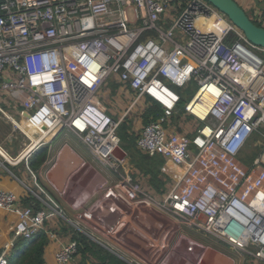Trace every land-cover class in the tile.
<instances>
[{
	"label": "built area",
	"instance_id": "built-area-1",
	"mask_svg": "<svg viewBox=\"0 0 264 264\" xmlns=\"http://www.w3.org/2000/svg\"><path fill=\"white\" fill-rule=\"evenodd\" d=\"M254 16L264 26V12ZM112 76L134 93L119 118L101 100ZM191 81L197 90L181 106L183 91L169 84ZM3 97L40 130L33 142L22 122L5 113L33 142L13 162L69 128L119 174L109 191L121 218L111 228L106 222L104 237L113 241L110 235L116 239L125 226L148 233L139 224L147 205L264 263V46L208 0H0V108ZM146 97L161 113L144 123L135 144L176 170L162 194L133 181L117 152L120 124ZM251 150L257 154L243 162L239 156ZM33 193L41 204L22 205L16 190L0 188V209L17 216L0 264H8L18 238L36 236L55 216L82 230L58 202ZM78 246L76 239L62 243L56 263H69Z\"/></svg>",
	"mask_w": 264,
	"mask_h": 264
},
{
	"label": "crops",
	"instance_id": "crops-1",
	"mask_svg": "<svg viewBox=\"0 0 264 264\" xmlns=\"http://www.w3.org/2000/svg\"><path fill=\"white\" fill-rule=\"evenodd\" d=\"M236 1L247 12L251 10L253 16L256 9L264 12V0ZM255 17L259 19L260 15ZM115 87L119 92L116 93L115 103L111 104L110 100ZM133 94L132 89L124 88L119 79L112 76L101 89V100L107 107V111L114 118H119L123 111L131 106ZM2 101L21 114L22 110L19 107H14L9 98ZM145 103L150 104L147 99ZM134 107H131L122 122L130 119L133 123L137 117L133 114ZM5 113L11 114L19 120L1 106L0 149L6 153V156L0 152V188L16 190L20 194L22 205L38 202L41 204L40 199L33 191L44 198H52L64 208L66 216L79 222L82 228V230H75V226L64 222L61 217L57 216L45 223L39 234L45 232L49 237L46 250L47 264H57L54 257L57 248L72 239L73 234L77 231L83 233L89 241L100 245L110 254L123 260L125 264H264L254 257L245 255L220 238L184 224H176L162 214L159 209L147 205L139 214V224L148 233L132 226H125L121 227L120 234L116 235V239L110 235L113 241L109 237H104L100 232L106 222L110 227L109 223L114 224L121 218L119 206L113 202V195L109 191V187L118 180L119 174L102 165L78 134L69 128L53 131L47 138L39 142L27 157L13 162L12 159L26 146L28 149L33 142L40 138V130L35 126H27L21 115L22 119L19 121L22 123L19 125L33 138V142L30 144V139L25 134L27 138L22 136L17 147L9 144L13 138L18 137L19 134L16 130L19 128L6 117ZM139 116L142 118V123H145L143 114ZM16 119L14 120L17 121ZM190 121L194 123L197 120L191 118ZM6 126L11 128L7 134L4 129ZM128 131L135 132V136L138 135L133 126ZM43 147L47 148V157L34 171L30 167V163L38 161L40 157L38 152ZM123 149L127 152L124 172L128 173L133 181L143 184L146 190L155 194L164 193L177 174L172 163L161 155L164 162L160 167L158 178L163 180L164 184L161 190H158L150 182L151 172L141 165L142 156L140 154L146 153L137 148V153L132 156L127 149L124 147ZM119 153L123 155L120 151ZM134 157L135 161L132 160ZM138 161L139 166L136 165ZM40 186L44 191L40 190ZM16 220L17 216L14 213L0 209V228H2V233L7 236L6 240L5 238L0 239V247L4 248L10 240ZM50 231H54L57 237L52 238ZM191 244L192 248L189 249L188 246ZM87 254L89 256L87 264L99 262L95 256L89 252ZM77 255H80L81 259V253ZM77 255L74 258L78 257Z\"/></svg>",
	"mask_w": 264,
	"mask_h": 264
},
{
	"label": "trees",
	"instance_id": "trees-1",
	"mask_svg": "<svg viewBox=\"0 0 264 264\" xmlns=\"http://www.w3.org/2000/svg\"><path fill=\"white\" fill-rule=\"evenodd\" d=\"M252 20L256 22L254 19ZM257 24L262 25L259 22ZM160 113L161 108L158 104L154 103L153 106H149V108H147L145 113L143 114L145 123H147L152 117L154 118L158 116ZM128 129H131L130 120H126L120 124L118 133L121 137V144L124 141V144H122V146L127 149L132 156H134V154L137 153L138 150L135 144L137 136H135V132L131 133L128 131ZM256 153L257 150H251L250 152H246L244 155H242L240 159L245 163H250ZM38 154V156H40L38 161L36 163L35 161H32L30 163V167L34 171L37 170L41 163L46 159L47 148H41ZM140 155L142 156L141 165L144 166L146 170L151 172L150 182L158 190H161L164 181L158 178V173L162 163L164 162L161 158L162 156L159 154L154 156H150L147 154ZM132 160L135 161V157L132 158ZM136 165L139 166V161L136 162ZM72 239H76L79 242L78 253H81V259L79 258L80 260L78 261V264L88 263V252L99 260V262L96 263L92 262L95 264H125L123 260L114 256L113 254H110L100 245L89 241L87 237L81 232L77 231V233H74ZM48 243L49 237L45 232L37 234L32 238H18L15 245L10 249V252L7 255L8 264H47L46 250ZM2 250L3 247H0V253L2 252Z\"/></svg>",
	"mask_w": 264,
	"mask_h": 264
},
{
	"label": "rangeland",
	"instance_id": "rangeland-1",
	"mask_svg": "<svg viewBox=\"0 0 264 264\" xmlns=\"http://www.w3.org/2000/svg\"><path fill=\"white\" fill-rule=\"evenodd\" d=\"M247 12V11H246ZM247 14L252 18V19H254L256 22H257V20H256V18H255V16H253V15H251V10H249V12H247ZM258 23V22H257ZM170 86H172V87H175L178 91H180V92H182L183 91V98H182V100H181V103H180V105L181 106H183L186 102H188L189 101V99L191 98V96L193 95V93L194 92H196V90H197V85H196V83L194 82V81H191L190 83H188L187 85H185V86H183V87H178V86H174V85H172V84H169ZM124 88H127V86H123ZM128 88H130V87H128ZM131 89V88H130ZM117 92H119V90L115 87L114 89H113V96H112V98H111V104H113V102L115 103V99H116V93ZM132 96H134V94L132 95ZM120 98H121V96H120ZM146 99H147V101H149L150 99L149 98H147L146 97ZM146 99H141L136 105H135V107H134V112H133V114L134 115H136L137 117H136V119L135 120H133V123L131 122V126H133V128L136 130V132L137 133H140V130H141V128H142V126L144 125V123H142L143 121H142V118L139 116V115H142V114H144L145 113V111H146V109L147 108H149V106H153V105H151V104H147V107H144L143 108V105H144V103H145V101H146ZM3 100H8V97H5ZM1 106L5 109V110H7V111H9V112H11L13 115H15L19 120H21L22 118H21V114L20 113H17L15 110H14V108H11V107H9V105L7 104V103H5V102H1ZM24 109H22V111H23ZM137 113H140L139 115L137 114ZM131 118V117H130ZM191 118H194L193 116H189V119L191 120ZM128 120H130V119H128ZM11 124V123H10ZM12 125V124H11ZM4 129H5V132H6V134L10 131V126H6V127H4ZM16 132H18V137L17 138H13V141L11 142V143H9V144H13L14 146H18V144H19V140H21V138H22V136H25L26 138H27V136L25 135V133H23L21 130H19V129H17L16 130ZM27 140V139H26ZM122 144H124V141L122 142ZM257 154V153H256ZM241 156L242 155H240L239 157L241 158ZM3 238H5V240H6V238H7V236L5 235V234H3L2 233V228H0V239L2 240ZM252 248L253 249H256V247L254 246V245H252ZM78 257H76V258H74V260H71L69 263H67V264H78V261H79V256L80 255H77ZM51 264H54V263H51Z\"/></svg>",
	"mask_w": 264,
	"mask_h": 264
},
{
	"label": "water",
	"instance_id": "water-1",
	"mask_svg": "<svg viewBox=\"0 0 264 264\" xmlns=\"http://www.w3.org/2000/svg\"><path fill=\"white\" fill-rule=\"evenodd\" d=\"M219 10L225 13L238 27H240L247 38L254 44L264 46V26L257 24L247 14L246 10L236 0H208ZM1 151V149H0ZM126 156L127 152L119 147L117 152Z\"/></svg>",
	"mask_w": 264,
	"mask_h": 264
},
{
	"label": "bare ground",
	"instance_id": "bare-ground-1",
	"mask_svg": "<svg viewBox=\"0 0 264 264\" xmlns=\"http://www.w3.org/2000/svg\"><path fill=\"white\" fill-rule=\"evenodd\" d=\"M211 24H212V21H211ZM0 152H2V154L6 156V153L3 150H1Z\"/></svg>",
	"mask_w": 264,
	"mask_h": 264
},
{
	"label": "clouds",
	"instance_id": "clouds-1",
	"mask_svg": "<svg viewBox=\"0 0 264 264\" xmlns=\"http://www.w3.org/2000/svg\"><path fill=\"white\" fill-rule=\"evenodd\" d=\"M121 147H123L122 144H121Z\"/></svg>",
	"mask_w": 264,
	"mask_h": 264
}]
</instances>
